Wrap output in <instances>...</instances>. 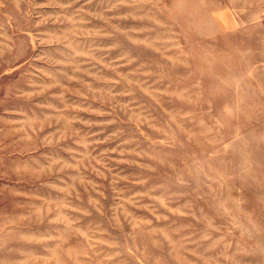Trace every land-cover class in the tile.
Segmentation results:
<instances>
[{"label":"rangeland","instance_id":"374dc122","mask_svg":"<svg viewBox=\"0 0 264 264\" xmlns=\"http://www.w3.org/2000/svg\"><path fill=\"white\" fill-rule=\"evenodd\" d=\"M0 264H264V0H0Z\"/></svg>","mask_w":264,"mask_h":264}]
</instances>
